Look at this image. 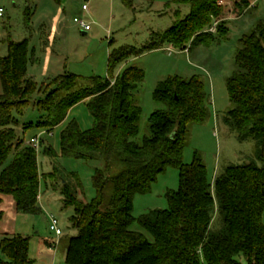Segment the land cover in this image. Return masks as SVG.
<instances>
[{"label": "trees", "instance_id": "trees-1", "mask_svg": "<svg viewBox=\"0 0 264 264\" xmlns=\"http://www.w3.org/2000/svg\"><path fill=\"white\" fill-rule=\"evenodd\" d=\"M225 1L233 2L242 14V8H250L255 0H182L191 13L166 34L157 35L146 50H157L165 43L186 50L189 45H208L224 36L230 23L224 19ZM25 2L34 4V0ZM216 22L214 34L210 30ZM4 41L7 55L0 58V207L5 198H11L18 213H41L37 152L20 136L16 117V113L24 114L39 91L43 97L36 106L45 115L36 124L25 125L24 132L36 126L52 133L75 106L85 103L94 127L83 131L76 120L69 123L62 133L61 155L104 164L93 177L96 197L92 201L86 198L79 175L64 177L56 166L49 176L53 188L60 190L64 208L75 212L71 223L78 234L69 241L67 264H264V21L240 40L237 70L227 82L232 109L224 119L240 142L257 141L256 161L230 166L214 181L198 152L191 164L184 161L191 127L211 117L210 95L201 78L175 77L159 86L155 100L167 109L151 115L150 135L138 143L143 108L136 92L146 74L137 67L118 75L115 72L142 52L121 49L111 54L108 78L65 73L40 88L28 74L30 41ZM46 154L57 157L52 149ZM115 164L123 169L112 175ZM168 168L180 173L179 190L168 194L169 208L135 218V196L149 193ZM4 218L0 211V224ZM135 223L153 241L131 230ZM0 250L7 258L0 259V264L33 263L30 239L24 236L4 235Z\"/></svg>", "mask_w": 264, "mask_h": 264}, {"label": "rangeland", "instance_id": "rangeland-1", "mask_svg": "<svg viewBox=\"0 0 264 264\" xmlns=\"http://www.w3.org/2000/svg\"><path fill=\"white\" fill-rule=\"evenodd\" d=\"M59 1L34 0L33 5L27 6L25 0H0V9L4 10L3 17H0V58L7 55L4 40L11 38L14 42H22L28 39L31 48L28 74L41 88L45 82L65 73L86 79L108 78L111 54L121 49L142 52L139 56L124 61L115 72L118 75L129 67H137L146 74L145 82L136 92L143 108L141 132L135 139L136 142L142 143L143 139L150 135L151 115L167 109L164 104L155 100V92L159 86L170 78L191 80L199 77L210 95L211 117L204 124L191 127L184 156L185 163L191 164L198 152L208 169L210 180L214 181L217 175L230 166L256 161L257 141L250 139L240 142L236 132L225 124L224 119L232 109L227 82L237 70L236 59L240 40L253 33L264 21V0H255L250 8H242V14L233 2L225 1L224 19L230 21L228 31L211 44L189 45L185 50L165 43L152 51L146 49L154 44L157 35L166 34L178 20L185 19L191 13V7L182 4V0ZM87 4L89 11L85 12L83 7ZM28 7L31 8L30 19ZM76 18L91 24L92 30L87 35H83L84 31L75 23ZM54 22L60 23L61 28L52 38L51 27ZM171 47L173 52L170 53ZM87 84L88 82L82 85ZM42 97L39 91L36 92L24 114L16 113L20 122L18 131L25 143L29 145L37 137L41 141L37 151L42 176L41 213L36 216L20 215L16 219L8 214L0 226V241L4 236L3 229L10 231V235H13L12 232H23L22 235L30 239L29 257L32 264H53L55 250L47 244L61 242V245L57 246L56 264H67L69 241L78 234L71 223L75 212L72 208H64L60 190L53 188L49 176L56 166L64 177L72 173L79 175L86 198L92 201L96 197L93 177L96 169H103L104 164L63 158L62 133L66 126L57 127L52 133L36 126L24 132L25 125L36 124L45 115L36 106ZM75 113L77 115L71 117V122L77 120L83 131L93 129L94 118L86 105ZM47 149H52L57 157L47 155ZM12 160L13 157L8 165ZM258 164L262 166L261 163ZM122 169L121 165L115 164L112 175L118 174ZM111 188L108 189V197L111 195ZM179 188V170L168 168L159 176L149 193L135 196L134 217L139 219L152 211L168 209L169 192L178 191ZM50 215H54L59 221L64 233L60 239L50 229ZM131 230L143 233L153 241V237L138 223H135ZM0 259L7 261L1 250Z\"/></svg>", "mask_w": 264, "mask_h": 264}, {"label": "crops", "instance_id": "crops-1", "mask_svg": "<svg viewBox=\"0 0 264 264\" xmlns=\"http://www.w3.org/2000/svg\"><path fill=\"white\" fill-rule=\"evenodd\" d=\"M58 24V25H57ZM60 28H61V25H60V23H57V22H54L53 23V26L51 27V37L53 38L55 35H57L58 33H59V30H60ZM89 32H83V35H87ZM120 73V72H119ZM118 73V74H119ZM84 105H86L85 103H81V104H79V105H77V106H75L71 111H70V113H69V115H68V117H67V119H66V121L63 123V124H61L59 127H67L68 126V124L71 122L70 120H71V117H75L77 114L75 113V112H77L82 106H84ZM77 119V118H76ZM77 121V120H76ZM65 127V128H66ZM41 207V206H40ZM0 211H3L4 212V214H5V218H4V220L6 219V217L7 216H9L8 214H11L12 215V217H14L15 219L16 218H18V216H20V215H22V216H24L25 214H20V213H18L17 212V210H16V207H15V203H14V201H13V199H11V198H5L4 199V204H2V206L0 207ZM28 216H30V215H28ZM3 220V221H4ZM2 223H4V222H2ZM2 223L0 224V226L2 225ZM49 225H50V222H49ZM61 228V227H60ZM0 229H1V227H0ZM3 229V228H2ZM1 231V230H0ZM8 231V230H7ZM11 234H13V235H21V236H23L22 234H23V232H21V231H17V232H15V233H11ZM64 234V233H63ZM3 235H9V236H12V235H10V231L9 232H6V230H4L3 229ZM63 236V235H62ZM62 236L61 237H58V239H60V238H62ZM50 248H52V249H54L55 251V255L53 256V259H54V261H53V264H56V259H57V256H56V252H57V246L59 245H61V242L60 243H55V242H53V243H48L47 244Z\"/></svg>", "mask_w": 264, "mask_h": 264}, {"label": "built area", "instance_id": "built-area-1", "mask_svg": "<svg viewBox=\"0 0 264 264\" xmlns=\"http://www.w3.org/2000/svg\"><path fill=\"white\" fill-rule=\"evenodd\" d=\"M87 1H90V0H87ZM224 4H225V2H222V5H224ZM83 10L85 12L89 11L88 4L84 5ZM3 15H4V10L1 8L0 9V17H3ZM75 23L78 24V26L85 32H90L92 30L91 24H89L87 21H85L83 19L76 18ZM218 24H219V22H216L214 27L210 30V32L217 33ZM169 52L170 53L173 52V47L169 48ZM40 144H41V141H40L39 137H37V138H34L30 142L29 146L33 147L37 152L39 150ZM49 220H50L51 231L54 232L57 237H61L63 235V231L60 228L59 221L55 218L54 215H52V216L50 215Z\"/></svg>", "mask_w": 264, "mask_h": 264}]
</instances>
